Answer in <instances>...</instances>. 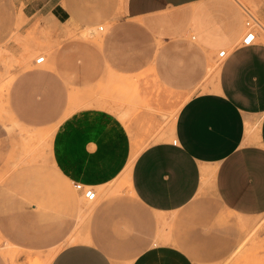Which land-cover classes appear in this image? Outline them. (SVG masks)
<instances>
[{
    "label": "crops",
    "instance_id": "obj_1",
    "mask_svg": "<svg viewBox=\"0 0 264 264\" xmlns=\"http://www.w3.org/2000/svg\"><path fill=\"white\" fill-rule=\"evenodd\" d=\"M11 2L27 25L39 20L38 33L45 22L52 24V69L23 78L49 77L65 93L92 87L109 70L139 79V94L146 78L162 89L158 101H149L153 109H167L173 97L187 95L169 128L171 139L137 154L121 193L87 201L92 208L77 236L86 239L60 248L49 264H264V220L249 240L245 230L229 224L241 219L251 226L264 215V42L241 44L244 9L234 0ZM260 13L263 19L264 6ZM99 22L107 24L99 44L90 39L95 33L78 35ZM221 49L226 55L210 74ZM105 125L125 123L93 105L63 118L52 136L53 173L72 185L109 183L104 141L93 131ZM89 173L100 178L87 179ZM37 198L30 210L0 224L4 241L22 251L50 247L76 231L75 201L67 219L58 215L66 201L50 203V227L45 198Z\"/></svg>",
    "mask_w": 264,
    "mask_h": 264
},
{
    "label": "rangeland",
    "instance_id": "obj_2",
    "mask_svg": "<svg viewBox=\"0 0 264 264\" xmlns=\"http://www.w3.org/2000/svg\"><path fill=\"white\" fill-rule=\"evenodd\" d=\"M122 1L118 0L119 6ZM234 1L241 10L246 9L252 17H255L256 41L264 42V31L257 23L260 21L264 24V18L262 19L260 13L264 0ZM247 17L244 13L243 20L245 21ZM27 21L20 12H16L11 0H0V93L2 92L0 94V224L6 217L12 220L14 213H19L20 209L30 210L40 195L45 198V217L46 221H50V227L53 209L50 203L54 199L59 200L61 204L66 201L65 206L58 207L60 208L58 215L60 219H67L71 207L69 204L75 201L77 215L73 229L76 231L59 239L54 245L38 251H22L12 247L4 241L0 233V245L5 242L0 248L2 257L0 264H49L60 248L82 241L77 239V236L85 227L92 208L91 203H87L75 191L72 183L54 174L49 166L52 136L63 118L77 108L93 105L107 107L125 123L121 126L93 127L94 135L101 136L104 141L102 151L106 156L103 160L107 162L109 174L113 176L112 180L104 185L86 184L96 189L97 200L100 197L121 193L126 185V176L132 163L143 148L156 141L171 139V135H168L169 128L175 118L176 110L187 97V95L173 97V104H168L167 109H153L149 101H158L162 89L151 83L149 79L141 78L142 93L139 94V91L134 92V86L139 87V79L134 82L131 76L119 77L109 70L92 87L71 92L67 90L65 93L49 77L41 80L35 77L23 78L29 71L52 69V44L49 40L52 24L49 21L45 22V30L38 33L39 20L34 18L32 26L27 25ZM98 25H102L103 30H99ZM106 25L105 22H99L94 26L85 25L78 35L90 38L92 33H95L90 39L99 44ZM40 55H44V62L35 64V58ZM220 59L214 60L209 65L208 73L211 74L216 70ZM145 90H151V93L144 94ZM123 104L126 106L125 109H117L118 106L123 107ZM133 122L139 124L129 125ZM41 136L43 139H40ZM99 146L100 144L94 141V149ZM86 176L90 180L100 178L94 173ZM54 185L59 190L54 189ZM65 198L74 200L68 201ZM31 219L30 216L24 217V221ZM263 220L264 215L254 220L251 226L242 223L241 219L229 220V224L236 223L238 230H245L248 237L244 240H249L261 229ZM229 263V259H226L222 264Z\"/></svg>",
    "mask_w": 264,
    "mask_h": 264
},
{
    "label": "built area",
    "instance_id": "obj_3",
    "mask_svg": "<svg viewBox=\"0 0 264 264\" xmlns=\"http://www.w3.org/2000/svg\"><path fill=\"white\" fill-rule=\"evenodd\" d=\"M244 13L247 14V19L244 21V27H245V33L243 37L241 38V44L242 45H250L256 41L257 33L254 29V17L248 12V10L244 9ZM99 29H102V27H99ZM226 55V49H221L220 51L217 52V57L218 58H223ZM45 60L44 55H40L35 58L34 62L35 64H41ZM74 188L79 191L82 195V197L86 201H93L96 199L97 194L96 191L89 187L86 186L82 183H74Z\"/></svg>",
    "mask_w": 264,
    "mask_h": 264
},
{
    "label": "bare ground",
    "instance_id": "obj_4",
    "mask_svg": "<svg viewBox=\"0 0 264 264\" xmlns=\"http://www.w3.org/2000/svg\"><path fill=\"white\" fill-rule=\"evenodd\" d=\"M254 18H255V17H254ZM256 20H258V19H256ZM257 23H258V26H260L261 30L264 31V24H262L260 21H257ZM10 79L12 80V78H10ZM8 80H9V79H8ZM3 91H4V90H3ZM0 94H2V92H1ZM6 95H7V93H6ZM1 96H2V95H1ZM0 98H1V97H0ZM183 102H184V101H183ZM0 103H1V102H0ZM181 104H183V103H181ZM181 104H180V105H181ZM0 108H1V106H0ZM177 110H178V109H177ZM177 110H176V111H177ZM3 112H5V111H3ZM167 112H168V111H167ZM6 113H7V112H6ZM170 113H171V111H170ZM174 114H175V113H174ZM6 115H7V114H6ZM9 117H10V116H9ZM10 118H11V117H10ZM10 121H11V120H10ZM14 121H15V120H14ZM14 121H13V122H14ZM14 123H15V122H14ZM33 133H34V132H33ZM35 133H36V132H35ZM41 134H42V133H41ZM41 134H40V135H41ZM43 134H44V133H43ZM37 135H38V134H37ZM42 136H43V135H42ZM42 136H41V137H42ZM33 137H34V136H33ZM38 137H39V136H38ZM41 137H40V139H43V137H42V138H41ZM32 139H34V138H32ZM29 141H31V138H30ZM77 239L85 240V239H86V236L77 237ZM238 252H239V251H238ZM258 264H259V263H258Z\"/></svg>",
    "mask_w": 264,
    "mask_h": 264
}]
</instances>
